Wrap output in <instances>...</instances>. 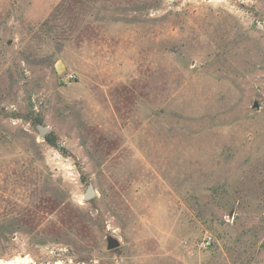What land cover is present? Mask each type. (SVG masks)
<instances>
[{
	"label": "rangeland",
	"instance_id": "obj_1",
	"mask_svg": "<svg viewBox=\"0 0 264 264\" xmlns=\"http://www.w3.org/2000/svg\"><path fill=\"white\" fill-rule=\"evenodd\" d=\"M0 264H264V0H0Z\"/></svg>",
	"mask_w": 264,
	"mask_h": 264
},
{
	"label": "water",
	"instance_id": "obj_2",
	"mask_svg": "<svg viewBox=\"0 0 264 264\" xmlns=\"http://www.w3.org/2000/svg\"><path fill=\"white\" fill-rule=\"evenodd\" d=\"M38 131H39V134H43L45 131H46V127L42 126V125H38ZM95 194V190L93 188V185L91 183H88L87 184V187L83 193V198L85 200H88L90 198H92ZM116 246H118V241L113 239V238H110L108 240V248H115Z\"/></svg>",
	"mask_w": 264,
	"mask_h": 264
}]
</instances>
